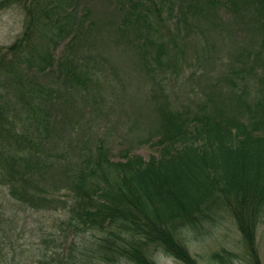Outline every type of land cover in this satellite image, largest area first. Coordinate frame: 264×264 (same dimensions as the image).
Instances as JSON below:
<instances>
[{
	"label": "trees",
	"instance_id": "obj_1",
	"mask_svg": "<svg viewBox=\"0 0 264 264\" xmlns=\"http://www.w3.org/2000/svg\"><path fill=\"white\" fill-rule=\"evenodd\" d=\"M105 1L109 20L118 19L109 32L133 39L145 63L152 55L164 66L171 42L156 35L169 23L178 36L197 37L203 67L225 37L237 50L224 70L214 63L205 70L204 97L156 107L148 158L128 147L115 160L103 138L65 139L80 115L68 92L98 104L96 60L77 55L79 41L97 35L91 1L0 0V9L16 3L27 12L23 33L0 50V183L26 207L64 211L72 240L55 264H159L155 250L198 264L188 235L225 216L250 264H263L256 239L264 221V0ZM68 38L56 57L54 47ZM217 88L227 97L218 99ZM234 257L227 249L213 254L221 264Z\"/></svg>",
	"mask_w": 264,
	"mask_h": 264
},
{
	"label": "rangeland",
	"instance_id": "obj_2",
	"mask_svg": "<svg viewBox=\"0 0 264 264\" xmlns=\"http://www.w3.org/2000/svg\"><path fill=\"white\" fill-rule=\"evenodd\" d=\"M90 1V19L97 22V35L93 39H81L77 55L83 58L94 56L96 60L94 68L100 75L98 104L86 103L81 97L76 98L78 93L68 92L67 96L76 101L73 112L80 110V115H72L75 119L78 117V130L68 128L65 139L72 138V134L75 142L82 139L96 142L103 138L110 147L109 156L112 159H120V152L128 147L148 158L154 151L149 139L152 138L159 115L155 111L156 107L165 100L180 105L192 104L204 97L210 89L205 70H210L213 63L217 70H224L222 62H225L227 54L232 57L237 48L225 37L224 42L218 44L209 64L203 67L197 37L178 36L174 33V25L169 23L168 27L159 26L156 36L171 42L166 48L177 66L171 63L167 50L163 54L164 66L161 67L152 55L148 56L145 63L136 53L133 39L129 42L119 41L111 35L112 31L109 32L111 27L115 28L112 21L117 19L114 16L109 20L113 7L105 0ZM26 19L27 12L21 4L15 3L0 9V50L23 33ZM68 40L54 47L56 57L61 55ZM176 41L177 46L174 43ZM87 44L89 47L86 50ZM212 77L215 78L214 72ZM222 92L218 88L215 91L218 99L227 97ZM63 123L68 126V119ZM0 218V264H55V253L69 249L72 237L64 224L66 215L62 209L26 207L2 183ZM256 241L264 264V221L259 225ZM187 244L198 264H221L213 258V254L224 249L235 253L234 264H250L242 235L230 216H225L216 226L204 230L202 234L190 233ZM152 256L159 264H185L162 251L155 250Z\"/></svg>",
	"mask_w": 264,
	"mask_h": 264
}]
</instances>
